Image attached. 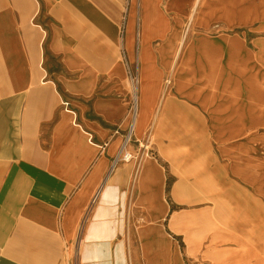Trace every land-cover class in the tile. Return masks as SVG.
Returning <instances> with one entry per match:
<instances>
[{"label":"crops","instance_id":"obj_1","mask_svg":"<svg viewBox=\"0 0 264 264\" xmlns=\"http://www.w3.org/2000/svg\"><path fill=\"white\" fill-rule=\"evenodd\" d=\"M126 1L0 0V264H65L64 254L76 249L78 240L80 264H116L119 243L125 264L172 261L167 248L154 249L160 237L151 225L138 231L141 248L128 249L127 221L119 217L127 207L132 177L138 183V205L159 224L166 221L173 212L165 197L163 168L149 160L130 178L126 165L110 174L132 124L119 58L134 32L135 0H130L128 11ZM153 1L158 8L149 18L157 19L148 23V31L156 35L177 33L195 2ZM221 1L226 11L237 13L236 0L207 2L215 12ZM210 12L199 8L195 17L203 19L213 15ZM140 17L143 32L145 11ZM186 54L188 62L195 58L192 49ZM196 61L194 72L187 74L192 77L187 93L192 98L204 87L200 77L193 79L204 73L203 59ZM147 70L152 80L163 74L153 62ZM237 101L236 95L222 90L211 111L201 105L211 115L218 145L231 140L223 130L252 128V109L247 104L238 108ZM108 186L122 197L111 216L102 203ZM175 219L178 216L171 226ZM92 254L97 258L88 259Z\"/></svg>","mask_w":264,"mask_h":264},{"label":"rangeland","instance_id":"obj_2","mask_svg":"<svg viewBox=\"0 0 264 264\" xmlns=\"http://www.w3.org/2000/svg\"><path fill=\"white\" fill-rule=\"evenodd\" d=\"M207 1L200 9L209 10L213 15L203 19L195 17L189 26L187 17L177 33H166L164 38L157 36L152 40L151 62L159 65L163 74L153 96L150 116L145 129L137 135L138 137L133 136L130 144L132 147L128 148L129 152L135 155V159L131 163L119 162L117 167L113 166L114 163L110 166V174L122 165L128 166L129 178L133 172L137 174L140 171L143 161L147 158L161 166L167 176L165 197L173 212L170 213L172 216L169 214L166 221L159 224L153 219L150 211L140 207L137 202L138 183L131 177L127 207L122 208L119 217L127 221L125 239L128 249L141 248L139 230L150 225L155 227L160 239L154 249L163 252L167 248L172 260L168 264H176L177 257L183 264H214L211 247L213 226L220 228L223 236L221 242L226 236L225 240L236 239L233 231L244 230L237 233L238 238L241 236L244 239V242H241V250L246 249L249 259V250L253 247L258 249L260 253H256L257 257L250 259L252 264H264V0H236L234 10H237V13L234 15L226 11V3L222 1L219 10L213 12V5ZM129 3L130 0H127L124 4L127 11L130 8ZM134 3H137L134 32L128 48H123L119 55L120 61L124 62L126 97L131 118L135 101L131 84L138 83L141 68L138 57L140 0H135ZM127 20L125 14L121 29L123 43L127 36ZM170 20L174 22L175 18ZM174 24L172 23L171 29L175 28ZM186 32L184 49L177 61V66L182 72L179 76L180 84L177 86L171 79V65L163 61L161 49L174 35L181 36ZM191 49L195 58H190L192 61L188 62L185 60L186 53ZM198 57L203 59L202 69H211V65L215 67L228 87L236 90L235 88L240 86L245 100L241 107L247 104V109H252V128L223 130L227 137L231 135V140L221 141L222 145L216 143L217 131L211 128L210 113L201 108L203 102L214 100L205 89V73L193 77L194 80L200 77L204 83L203 88L194 92L195 95L199 93V97L192 98L187 94L192 79L187 74L194 72ZM235 62L245 69L241 74L238 73L244 82L242 85L237 80L236 68L232 67ZM227 65L233 72H228ZM56 68L57 65H54V69ZM210 77L214 78L213 75ZM167 80L171 81L170 84H167ZM164 92L166 96H163ZM249 99H252V104L248 103ZM86 116L92 117L88 112ZM128 133L130 130L125 132V139ZM223 147L229 152L220 154ZM184 181L187 189L183 191L184 187L180 188L183 194L178 198L175 195L176 186ZM176 216L179 221L189 222L190 234L196 239L200 238V246L190 248L188 235L172 228L170 222ZM228 246L235 247L234 242L228 245L219 243L218 250H229ZM79 252L78 240L76 249L73 248L64 254L65 264H80ZM232 260H235V257ZM128 264L133 263L129 260ZM138 264L145 263L142 259Z\"/></svg>","mask_w":264,"mask_h":264},{"label":"bare ground","instance_id":"obj_3","mask_svg":"<svg viewBox=\"0 0 264 264\" xmlns=\"http://www.w3.org/2000/svg\"><path fill=\"white\" fill-rule=\"evenodd\" d=\"M207 0H195L193 8L189 14V22H188V26L189 24L191 25V23H193V21L195 20V14L197 13L198 9L202 6H204L206 4ZM137 3H133L132 5V14H131V26L134 23V16H136L137 13V9L136 6ZM140 8L141 11H145V18H144V22H145V27L143 32L140 31L139 32V41H140V52H139V63H140V77H139V81L134 82L131 84L132 86V92H133V98H135V100L138 101V110L137 113L134 116V126L132 127L133 133H135L136 135L142 133V131L145 129L146 124L148 122V118L150 116V112H151V105H152V100H153V96H155L156 91H157V87L160 83V77H154V79L152 80L149 72L147 70V65L151 62V60H153V58L151 57L150 51H151V47H150V40L151 38L153 39L156 36L159 37H165L166 34L161 33V34H152V32L148 31V23H154L156 21V17H150V14L152 11L156 10V8H158V4L155 3L152 0H145L144 3L141 1L140 2ZM232 24V23H230ZM187 32L184 35H177V36H173L172 39L170 41H168L163 48L161 49L162 52V57H163V61L164 63H169L171 65V79L173 81H175V84L177 86H179L180 82H179V76H181L182 72L180 71V68H178L177 66V61L180 58V54L182 52V50L184 49V45L186 42V38H187ZM187 61V59H185ZM232 67L236 68L237 71V80L239 81V84L242 85L244 82L241 81L240 76L238 75V73L244 71L245 69H243V67L238 64V62H235V64H232ZM233 72V70H231ZM239 71V72H238ZM205 76L204 78L207 80H205L207 83L206 88L208 92H210L209 94L212 95V97L216 98V95L219 96V93L224 90L226 93H231L233 95H236L237 100L242 102L243 101V97H244V93L241 90V87L238 86L234 89L228 87L227 84L223 83V80H221V74L218 73L215 70V67H213L211 65V69H207L205 68L204 70ZM241 74V73H240ZM210 75H213L214 78L212 79L210 77ZM219 78H218V76ZM171 82V81H170ZM253 87V86H252ZM238 88V89H237ZM252 94H253V88H252ZM163 96H166V92H164ZM218 100V98H216ZM216 99L214 100H208L205 101V103H202V106L204 108H206L208 111H211L212 106L215 104L214 101H216ZM213 101V102H212ZM253 102V101H252ZM242 104L238 103V107H241ZM128 156L131 155L129 150L128 152L125 151ZM126 156H123V159ZM133 161V160H132ZM146 162L149 161V158H147L145 160ZM131 162V161H130ZM115 166V164H114ZM182 185H178L176 187V191H175V195L178 198L182 197V192H180V188L182 189V187H184L183 191H186V182L184 181V183H181ZM213 188V187H211ZM122 197L120 195H118L116 193V189L112 188L111 186H108L103 194H102V203L107 206V210L109 213V215L111 216V211L116 210V207L118 205V203L121 202ZM252 221V220H250ZM189 222L187 221H179L178 219H175L172 223V228L175 231H182L184 232L186 235H188V244L190 246V248L193 247H198L200 246V238L196 239V237H194L193 235L190 234V229L188 228ZM251 223V222H248ZM210 231V230H209ZM212 241H211V247H212V260L214 262V264H252V260L250 259L251 257H257L256 253H260V251L258 252V249H254V247L249 250L250 251V255L251 257L248 259L249 254L246 251V249H243V246L241 245V242H244V239L238 238V234L237 233H241L244 232V230H237V231H233L235 234L236 239L232 240L231 238H229L228 240H225L226 238L222 241L224 242V244L227 243L230 244L231 242H234L235 247L233 246H228V248H230L229 250L224 249V250H218V245L221 242V238L223 239V236H221L222 232H220V228H217V226H213L212 228ZM209 234H211L209 232ZM226 234V232H225ZM202 241V240H201ZM123 246L122 243H119L117 248H116V264H125V258L123 255ZM178 254V253H177ZM232 255H234L233 257H235V260H232L233 257H231ZM97 256L92 254L90 257H88V259H96ZM87 257H83V260H86ZM176 264H183L181 262V259L179 257H177V261ZM254 264V263H253Z\"/></svg>","mask_w":264,"mask_h":264},{"label":"built area","instance_id":"obj_4","mask_svg":"<svg viewBox=\"0 0 264 264\" xmlns=\"http://www.w3.org/2000/svg\"><path fill=\"white\" fill-rule=\"evenodd\" d=\"M134 81L135 80L133 79V82ZM167 84H170V80H167ZM135 101H134V106H133V109L134 110H132V124H131V128H130V133H128V135H127V137H126V139L124 141V146L122 148L121 153L119 154V156L115 160V166L119 162H126V163H128V162H130V161H132V160L135 159V155H133V154L130 153L131 155L128 156V154L125 152V151L128 152V147L130 146V144L132 142V138H133V131L134 130H132V127L134 126L133 125L134 124V116H135V114L137 113V110H138V101L137 100H135ZM123 156H126V157L123 159Z\"/></svg>","mask_w":264,"mask_h":264}]
</instances>
